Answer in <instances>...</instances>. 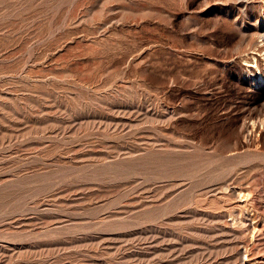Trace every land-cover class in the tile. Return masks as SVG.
<instances>
[{
  "label": "rangeland",
  "instance_id": "obj_1",
  "mask_svg": "<svg viewBox=\"0 0 264 264\" xmlns=\"http://www.w3.org/2000/svg\"><path fill=\"white\" fill-rule=\"evenodd\" d=\"M0 264H264V0H0Z\"/></svg>",
  "mask_w": 264,
  "mask_h": 264
}]
</instances>
